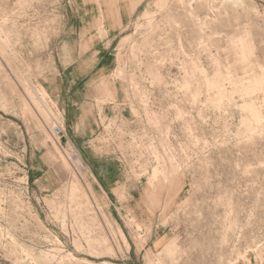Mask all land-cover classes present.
<instances>
[{"label":"rangeland","instance_id":"rangeland-1","mask_svg":"<svg viewBox=\"0 0 264 264\" xmlns=\"http://www.w3.org/2000/svg\"><path fill=\"white\" fill-rule=\"evenodd\" d=\"M0 264H264V0L1 7Z\"/></svg>","mask_w":264,"mask_h":264},{"label":"built area","instance_id":"built-area-1","mask_svg":"<svg viewBox=\"0 0 264 264\" xmlns=\"http://www.w3.org/2000/svg\"><path fill=\"white\" fill-rule=\"evenodd\" d=\"M11 0H0V8L1 7H5L7 4L10 3ZM54 134L55 136H59L60 138H62L64 136V131L61 127H56L54 129Z\"/></svg>","mask_w":264,"mask_h":264}]
</instances>
